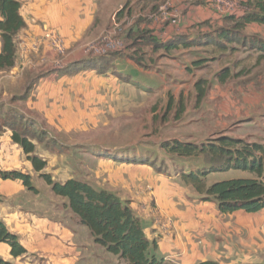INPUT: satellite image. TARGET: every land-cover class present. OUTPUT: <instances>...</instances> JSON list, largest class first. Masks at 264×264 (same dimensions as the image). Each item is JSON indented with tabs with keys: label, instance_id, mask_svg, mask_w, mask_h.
Returning <instances> with one entry per match:
<instances>
[{
	"label": "crops",
	"instance_id": "obj_1",
	"mask_svg": "<svg viewBox=\"0 0 264 264\" xmlns=\"http://www.w3.org/2000/svg\"><path fill=\"white\" fill-rule=\"evenodd\" d=\"M124 1L18 0L25 27L15 39L17 57L14 66L8 71H0V96L5 102L6 99L17 102L23 110L8 107L0 109V114L11 110L25 120L35 121L34 126L45 131L63 134L85 131L97 126L98 115L103 113L101 107L110 108L112 113L114 102L119 103L126 95L129 87L124 84L128 80L118 73L116 65L119 63L134 65L148 74H164L170 84L165 86V89L168 87L166 94L173 90L167 94L170 97L175 96L176 90L171 81L191 70L187 66L214 58L219 67H223L217 70L218 74L225 70L227 78L237 81L236 85L220 84L216 88L217 113L238 119L243 111L264 113V54L259 50L260 41L264 42V25L248 24L240 30L231 29L227 18H240L244 14V10L236 5V11L224 12V9L213 8L206 0H164L159 4L147 0ZM164 2L170 4L166 14L155 20L153 16ZM133 9L139 12L128 16ZM112 25L118 27L120 46L104 57H113V72L99 75L88 70L61 74L81 60L99 58L87 56L85 49ZM126 27L129 28L123 33ZM45 31H54L60 37L65 49L63 55L44 40ZM132 38L135 41L130 40ZM231 51H237L242 57L230 58ZM194 52L209 53L214 57L204 56L197 60ZM132 58L138 59L143 67ZM169 60L174 63L173 67L167 65ZM227 97H231V105H227ZM10 136L11 131L7 128L0 133V170L26 172L33 186L34 180L39 179L38 173L32 171ZM33 143L37 149L38 144ZM44 155L47 173L52 179L61 180L57 174L59 167L52 163L53 159L49 160L54 156L50 152ZM71 178L69 174L63 182ZM144 178L145 175L141 180ZM88 181L93 185L91 179ZM125 182L124 186H128ZM48 187L36 185L37 193H33L20 181L0 179V220L27 251L14 258L9 246L0 243V258L4 261L12 264H78L89 258L83 249V227L67 208V200L53 194ZM103 189L119 197V192L113 188ZM165 193L159 198L156 191L151 192L154 200L149 194L142 198L145 206L155 201L158 213L153 215L147 208L141 215L136 213L147 238L156 241L158 252L163 254L161 258L174 264L205 261L264 263V210L255 214L237 211L205 216L208 218L202 220V234L201 231L194 234L190 231L192 225L188 224V215L177 201H172L173 191L170 189ZM166 197L169 199L162 203ZM165 216L172 219L171 224L163 223ZM155 227L160 228L161 239L156 237Z\"/></svg>",
	"mask_w": 264,
	"mask_h": 264
},
{
	"label": "rangeland",
	"instance_id": "obj_2",
	"mask_svg": "<svg viewBox=\"0 0 264 264\" xmlns=\"http://www.w3.org/2000/svg\"><path fill=\"white\" fill-rule=\"evenodd\" d=\"M138 12L133 9L131 13H128V16ZM139 19L141 20V17ZM128 28L126 27L123 33H126ZM131 40L134 41V38ZM203 54L194 52V57L197 60H201V57L204 56L214 57L213 54ZM230 54V58L242 57L237 51H231ZM207 62L208 64H206ZM167 63L173 67L172 61L169 60ZM122 64L124 65L120 63L116 65V69L118 73L121 72L120 74L124 75L125 80H128V83L124 85L129 88L126 89V95L121 99L122 101L114 102V112L111 113V109L108 107H101L103 113L98 115L97 126H92L85 131L63 134L47 130V134L42 135L40 141L33 140L38 144L37 149L35 145L34 155L42 160H44L42 155L46 152H50L54 156L49 160L53 159L52 163L59 167L60 172L57 174L61 179L55 181L63 183L69 174L72 175L71 179L75 180L88 181L91 179L93 186L98 189L107 187L118 191L119 197L123 196L122 198L129 202L135 213L140 215L144 213V208L149 209L153 215L158 213L155 201H151L145 206L142 198L148 197L149 194L154 200L151 192L155 191L161 198L167 190L171 189L174 194L172 201H177L188 215V224L192 225L190 231L194 234L201 231L202 234L204 230L202 220L208 218L205 216L212 215L213 217L214 213H218L217 207L214 203L201 201L200 195L195 192L192 186L182 183L180 174L203 167L204 161L202 158H179L169 155L160 146L172 140L201 144L215 140L219 136L229 135L239 137L244 142L256 143L264 149V113L243 111L239 114L241 120L236 116H227L229 118H226V114L222 113V116L217 113L219 103L215 97L216 88L220 84L222 86L236 85L237 81L232 77L221 81L220 73L218 74L217 70L223 67H219L216 58L210 61H198L195 63L197 65L192 67L187 66L191 70L185 69L184 76L180 75L171 81L176 89L174 92L176 97L173 94L170 97L167 95L173 90L166 94L165 91H168V87L165 89V86L167 84L170 86V84L167 82L169 78L164 74H148L145 73L146 71L142 72L136 69L134 65ZM111 72L113 71L110 70L108 73ZM190 75L193 76L190 77ZM118 76L122 81L123 77ZM200 80L203 86V97L198 101V89L195 85ZM234 94L236 93L234 92ZM230 98L226 99L227 105H231ZM118 104L120 107H116ZM8 107L23 110V107L17 102H10L9 99H6L5 102L0 96V109ZM226 109L229 107L227 106ZM30 119L35 120L32 117ZM32 122L34 125L36 124L35 121ZM221 124L226 126L222 127ZM33 129V135L41 133V129L38 127L34 126ZM21 153L26 158L22 150ZM263 154L264 152H261V155ZM60 156L63 158L61 159ZM44 157L46 158V155ZM141 160L144 161V164L141 163ZM27 162L33 171L31 163ZM13 171L21 172V170ZM22 173L29 175L23 171ZM42 173H47L46 167ZM144 175V180H141ZM249 178H256V176L247 171L230 169L209 173L205 183L207 186H211L224 180ZM125 181L128 186H124ZM36 185L47 186L41 178L34 180V188ZM48 188L50 189V187ZM159 198L158 203L161 201ZM168 199L166 197L162 203L167 202ZM171 221L170 217H163L164 224L169 225ZM80 225L84 229L83 249L89 258L78 264H124L117 256L106 252L104 248L95 244L88 229L82 224ZM155 232L156 237L161 239L162 232L159 227H155ZM156 255L159 258L163 256L158 250Z\"/></svg>",
	"mask_w": 264,
	"mask_h": 264
},
{
	"label": "trees",
	"instance_id": "obj_3",
	"mask_svg": "<svg viewBox=\"0 0 264 264\" xmlns=\"http://www.w3.org/2000/svg\"><path fill=\"white\" fill-rule=\"evenodd\" d=\"M147 1L159 4L164 0ZM241 5L244 8V14L240 18L234 16L227 18L231 29L240 30L248 24L264 25V0H245ZM19 10L18 0H0V71H8L15 64L17 57L15 39L25 27ZM259 50L264 54V42L260 41ZM132 60L143 67L138 59L132 58ZM112 69V56L99 57L74 63L61 74L71 75L92 70L99 75H104ZM219 78L224 81L227 78V72L221 71ZM201 84L200 80L195 85L198 89V101L203 97ZM33 127L32 121L26 122L23 117L17 116L11 110L0 114V132L4 128L11 131V141L20 147L26 160L39 174V178L50 187L52 193L67 200V208L78 222L88 229L95 244L117 256L124 264H174L157 257L156 241L147 238L141 219L132 210L128 201L122 200L115 193L98 189L86 180L68 179L60 183L53 180L49 174L42 173L47 163L34 155L33 140L40 141L42 135L47 132L41 130V133L35 136ZM160 148L167 154L179 158L203 159L205 164L203 167L182 172L180 179L183 184L193 187L200 195L201 201L214 203L221 215L237 211L255 214L264 210V154L261 155L264 149L261 145L228 136H219L215 140L201 144L172 140L163 143ZM141 163L144 164V161L141 160ZM230 169L247 171L254 174L256 178L230 179L211 186L206 185L205 179L209 173ZM0 179L20 181L27 190L37 193L31 184V177L22 172L0 171ZM0 243L9 246L10 254L14 258L27 253L17 236L9 232L1 220ZM0 264L12 263L0 258ZM198 264L218 263L205 261Z\"/></svg>",
	"mask_w": 264,
	"mask_h": 264
},
{
	"label": "built area",
	"instance_id": "obj_4",
	"mask_svg": "<svg viewBox=\"0 0 264 264\" xmlns=\"http://www.w3.org/2000/svg\"><path fill=\"white\" fill-rule=\"evenodd\" d=\"M213 8L218 9L224 12H234L237 9L234 7H240V10H244L241 3L243 0H206ZM169 3H165L162 7L159 8L158 13L153 16L155 20L166 14V10L169 7ZM118 27L113 25L110 29L105 31L100 38L87 45L85 53L87 56H101L105 55L108 52L112 51L117 46H120L118 42ZM44 40H47L50 43V46L59 54L63 55L65 52L63 42L60 37L54 31H45Z\"/></svg>",
	"mask_w": 264,
	"mask_h": 264
}]
</instances>
